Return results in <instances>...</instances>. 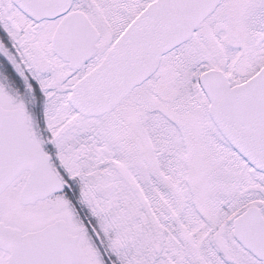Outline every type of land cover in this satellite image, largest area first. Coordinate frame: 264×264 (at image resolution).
Masks as SVG:
<instances>
[{"label": "snow or ice", "instance_id": "6c2138e0", "mask_svg": "<svg viewBox=\"0 0 264 264\" xmlns=\"http://www.w3.org/2000/svg\"><path fill=\"white\" fill-rule=\"evenodd\" d=\"M0 264H264V0H0Z\"/></svg>", "mask_w": 264, "mask_h": 264}]
</instances>
